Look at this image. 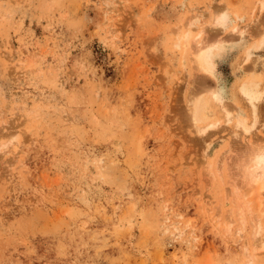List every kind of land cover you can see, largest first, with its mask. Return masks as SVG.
Here are the masks:
<instances>
[{
  "label": "rangeland",
  "instance_id": "rangeland-1",
  "mask_svg": "<svg viewBox=\"0 0 264 264\" xmlns=\"http://www.w3.org/2000/svg\"><path fill=\"white\" fill-rule=\"evenodd\" d=\"M110 1L0 0V264H241L264 192H245L238 220L227 190L245 143L211 101L198 126H215L197 131L188 104L210 92L174 41L179 26L225 39L210 80L234 112L239 81L264 82V0ZM241 111L264 135V100Z\"/></svg>",
  "mask_w": 264,
  "mask_h": 264
},
{
  "label": "bare ground",
  "instance_id": "bare-ground-1",
  "mask_svg": "<svg viewBox=\"0 0 264 264\" xmlns=\"http://www.w3.org/2000/svg\"><path fill=\"white\" fill-rule=\"evenodd\" d=\"M107 6H109L108 8H110V10H112L114 8L113 1L111 0L110 4ZM263 6L264 1L260 3L258 9L261 11L263 9ZM220 8L224 10L225 7ZM222 10L220 11L219 9L215 12V14L213 13L212 18L214 26H217L219 29L224 30L228 21L226 13ZM191 14V17H193V19H197V17L199 18L200 16V13L195 12L193 10H191ZM191 19L188 18V20ZM193 19L191 20L192 22ZM192 22H189L188 25H191ZM190 27L191 26H188L185 29L184 26V29H182L179 26L176 28V38L174 41V45L175 47L182 48L187 52L188 60L190 59L189 61L192 64L193 72L195 71L194 73L198 76L197 79L200 82V87L208 90L210 92V95L209 98H197L192 99L189 102V117L191 121L194 122L197 131L205 134L207 128L215 126V124L207 123L206 126L199 127L198 123L203 122L202 108L204 104L211 101L212 103L216 104L218 111L221 112L222 116L224 117V122L227 125L229 133H231L235 137L241 138L242 141L245 143L243 156L236 158L234 162L236 179H234L233 184L231 185L229 190H227L231 199L230 204L232 206H230L234 207V211L236 212L238 220L243 222V206L247 202L245 192H247L248 194L256 193L258 195L264 192V146L254 144V142L256 143L259 140L262 141L264 139V135L262 132L263 130L261 131V128H259L256 129V133L261 136V139L252 138L256 135V133L254 132L255 130L252 129L254 127V122L256 119H254V122L252 123L248 122L246 116L241 113V108L243 106L246 107L248 110L247 112L255 118L256 108L258 104L264 100V82H260L259 79H257L255 76H247L248 78L245 77L243 80L239 81L237 86H235L237 95H239L240 101H242V103H235L236 110H233L234 112H232V110H230V107H228V105L224 102L221 93L216 90V88H214L213 82L210 80L213 78V71L215 66L213 62V56L218 50V45L224 42L225 39L216 36L211 38L206 37L208 39H205V37L201 38L200 34L203 30L195 34V37L188 38ZM231 30L232 32L237 33L239 37H241L245 33V29L240 28L237 25L233 26ZM112 31L113 29L109 28L106 32L107 35H112ZM187 40L191 41L187 44ZM249 55L250 53H248L247 51L245 54L246 60L249 59ZM10 134L8 135V137H14V134ZM228 140L231 139L229 138ZM11 141L12 140H9V145L11 144ZM14 141L16 142V140ZM6 145V142L0 143V150L2 151V147L4 148ZM4 151L6 152V149H4ZM229 152L230 151H228V153ZM0 153L4 154L3 152ZM223 159L225 158L221 155L218 164H221V162H223ZM220 169L221 168L218 167V170ZM238 184H240V186H238ZM240 190H243L244 193ZM260 204L261 202L258 203V206H260ZM228 212L229 214H226V216H228L229 221H231L230 218H233L234 212H232V208L231 211L229 209ZM174 216L177 215L174 214L173 217ZM233 220L237 221L236 217ZM254 222L255 232L252 236L255 238L254 241H252V238L251 240L248 239L247 242L244 244L245 252L249 254L245 257L244 261L241 264H253V259L255 257V253L253 251L256 249L255 242L257 240L260 241L261 239L263 241L264 239V235L261 234L263 232V229L261 228L259 219L254 220ZM170 225H175V231L172 232V235L181 242H185L188 244V239L184 237V235L186 234V224L181 225L178 220H174L166 225L167 228Z\"/></svg>",
  "mask_w": 264,
  "mask_h": 264
}]
</instances>
